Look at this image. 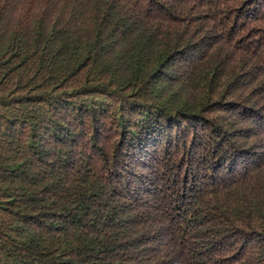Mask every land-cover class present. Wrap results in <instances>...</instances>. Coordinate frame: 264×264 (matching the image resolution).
<instances>
[{
	"label": "trees",
	"instance_id": "trees-1",
	"mask_svg": "<svg viewBox=\"0 0 264 264\" xmlns=\"http://www.w3.org/2000/svg\"><path fill=\"white\" fill-rule=\"evenodd\" d=\"M0 264H264V0H0Z\"/></svg>",
	"mask_w": 264,
	"mask_h": 264
}]
</instances>
